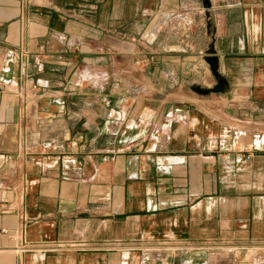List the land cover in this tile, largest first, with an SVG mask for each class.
Here are the masks:
<instances>
[{"label":"crops","instance_id":"crops-1","mask_svg":"<svg viewBox=\"0 0 264 264\" xmlns=\"http://www.w3.org/2000/svg\"><path fill=\"white\" fill-rule=\"evenodd\" d=\"M0 86V264H264V0H0Z\"/></svg>","mask_w":264,"mask_h":264},{"label":"built area","instance_id":"built-area-1","mask_svg":"<svg viewBox=\"0 0 264 264\" xmlns=\"http://www.w3.org/2000/svg\"><path fill=\"white\" fill-rule=\"evenodd\" d=\"M199 12L203 14L204 8L202 7ZM189 16L187 18H182L181 20H177L173 23L172 31L174 32V35H178L179 41L183 43L184 41H189L190 33L192 32L194 21L193 17ZM27 57H23L22 59V67L26 66ZM1 91V86H0ZM211 148H215L214 146H211ZM258 150L263 151V148H259ZM247 160L250 159V156L246 157Z\"/></svg>","mask_w":264,"mask_h":264},{"label":"water","instance_id":"water-1","mask_svg":"<svg viewBox=\"0 0 264 264\" xmlns=\"http://www.w3.org/2000/svg\"><path fill=\"white\" fill-rule=\"evenodd\" d=\"M205 62L209 66L211 73L214 76H216L217 75V59L214 57H207V58H205ZM218 89L219 88L216 87L214 90L208 91V90H200L199 88H195V89H193V91H195L196 93L201 94V95H207L210 92H217Z\"/></svg>","mask_w":264,"mask_h":264},{"label":"rangeland","instance_id":"rangeland-1","mask_svg":"<svg viewBox=\"0 0 264 264\" xmlns=\"http://www.w3.org/2000/svg\"><path fill=\"white\" fill-rule=\"evenodd\" d=\"M201 9V8H200ZM182 19V18H181ZM181 19H176V21L177 20H181ZM172 26H173V24H172ZM172 33L174 34V32L172 31ZM190 35H191V33H190ZM177 37H178V35H177ZM190 39V38H189ZM179 43L181 44V45H183V47L184 46H186V48L188 47V48H190V42L189 41H184L183 43H181V41H179ZM187 48V49H188Z\"/></svg>","mask_w":264,"mask_h":264}]
</instances>
